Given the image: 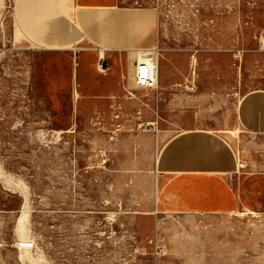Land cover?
<instances>
[{"label":"rangeland","instance_id":"obj_1","mask_svg":"<svg viewBox=\"0 0 264 264\" xmlns=\"http://www.w3.org/2000/svg\"><path fill=\"white\" fill-rule=\"evenodd\" d=\"M15 2L0 0V264H264V207L165 212L155 170L162 141L210 130L263 190L242 106L264 91V0H134L157 14L160 82L125 71L112 95L97 52L34 44Z\"/></svg>","mask_w":264,"mask_h":264},{"label":"crops","instance_id":"obj_2","mask_svg":"<svg viewBox=\"0 0 264 264\" xmlns=\"http://www.w3.org/2000/svg\"><path fill=\"white\" fill-rule=\"evenodd\" d=\"M133 3L134 0H16L15 11L23 33L34 44L55 49L47 51L77 48L97 52L98 61L104 59L108 66L104 83L112 95L123 81L121 73L126 71L127 79L136 81L140 53L154 46L157 14L153 8ZM75 76L78 85L76 68ZM242 118L248 131L264 134V91L244 97ZM155 167L159 202L165 212L220 215L264 207V188L261 191L254 186L251 177L245 181L237 178L235 150L218 132L186 129L171 135L162 141Z\"/></svg>","mask_w":264,"mask_h":264},{"label":"built area","instance_id":"obj_3","mask_svg":"<svg viewBox=\"0 0 264 264\" xmlns=\"http://www.w3.org/2000/svg\"><path fill=\"white\" fill-rule=\"evenodd\" d=\"M137 75H136V85L139 87L149 88V89H157L158 81L154 77V68L151 65L150 61L138 62L137 64ZM108 66L106 65V61L104 59H100L98 70L101 73L106 74Z\"/></svg>","mask_w":264,"mask_h":264},{"label":"bare ground","instance_id":"obj_4","mask_svg":"<svg viewBox=\"0 0 264 264\" xmlns=\"http://www.w3.org/2000/svg\"><path fill=\"white\" fill-rule=\"evenodd\" d=\"M147 60H149L151 65L153 66V68H154V74L153 75H154L155 79H157V81H158L159 80V59H158L157 55L154 56V54H152L150 52H145V53L141 52L139 55L138 61L143 62V61H147ZM21 227H25L24 221L22 219L20 220V229H21ZM19 233H21V231Z\"/></svg>","mask_w":264,"mask_h":264}]
</instances>
